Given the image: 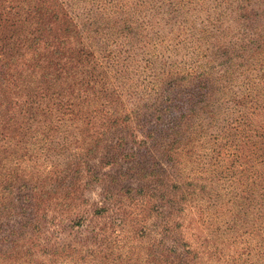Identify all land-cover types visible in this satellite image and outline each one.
Returning a JSON list of instances; mask_svg holds the SVG:
<instances>
[{
    "label": "rangeland",
    "instance_id": "rangeland-1",
    "mask_svg": "<svg viewBox=\"0 0 264 264\" xmlns=\"http://www.w3.org/2000/svg\"><path fill=\"white\" fill-rule=\"evenodd\" d=\"M190 1L179 5L169 0L66 1L72 16L81 20H75L79 26L75 35L80 40L75 49L84 55L69 58L68 74L60 77L54 89L60 96L73 94L78 87L86 90L89 98L83 103L75 100L67 108L89 115L88 127L80 134L74 129L79 121L48 122L37 112L34 120H22L19 132L10 127L1 155L4 195L13 196L11 204L30 205L29 213L45 223L36 241L44 239V229L51 222L60 220L63 225L60 234L49 229L54 231L49 234L50 244L47 248L40 245V256H36L40 261L34 264H227L225 251L217 253L192 209L174 213L169 221L153 210L152 200L139 201L136 194L117 192L109 184L100 187L96 176L108 179L120 168L95 166L113 151L106 136L87 130L89 126L99 128L105 116L121 118L124 128L131 130L136 122L143 127L164 121L165 116L183 115L184 111L174 110L178 101L172 105L168 100L177 90L182 94L194 77L212 83L215 103L212 109L203 108L213 110L210 121L207 111L188 120V130L196 140L189 149L192 159L216 148L213 137L220 130L224 131L218 142L224 144V151L239 154L231 143L235 131L228 128L239 116L253 126L264 123V0ZM70 36L68 32V40ZM78 61L84 68L76 71ZM90 107L97 113H91ZM126 141L121 150L132 147ZM183 166L198 167L187 160L176 167ZM80 180L85 184H79ZM86 209L101 216L99 224L74 227L76 214ZM111 213L119 218L111 220ZM12 214L5 209L1 213ZM67 223L71 228L64 226ZM174 224V236L190 252L183 253L186 247L175 248L180 259L168 261L171 239L162 228Z\"/></svg>",
    "mask_w": 264,
    "mask_h": 264
},
{
    "label": "trees",
    "instance_id": "trees-1",
    "mask_svg": "<svg viewBox=\"0 0 264 264\" xmlns=\"http://www.w3.org/2000/svg\"><path fill=\"white\" fill-rule=\"evenodd\" d=\"M66 1L0 0V168L10 127L19 132L22 120H34L37 112L48 122L50 119L58 123L79 121L78 125L82 127L77 125L74 129L80 134L88 127L89 115H78L77 111L67 108L75 100L83 103L89 98L86 90L78 87L73 94L60 96L58 89H54L60 77L68 74L69 58L73 54L84 55L81 49H75L80 44L75 35L79 27L75 20H81L75 14L72 16ZM173 1L179 5L184 0H169V3ZM68 32H71L69 40ZM77 63L76 71L84 68L83 62ZM79 75L82 77L84 73L81 71ZM89 81H85L86 84ZM211 84L205 78L194 77L182 94L178 90L172 93L173 97L168 101L172 105L176 101L181 103L182 109L177 104L174 110L184 111L183 115L165 116L164 121L143 127L136 122L131 130L124 128L125 122H121V118L111 120L106 116L102 117L104 122L99 128L91 130L92 126H89L87 130L92 133L106 136L108 147L113 151L99 158L95 166L104 164L120 168L116 176L107 179L99 175L96 180L99 179L100 187L109 184L117 192L134 193L139 201L152 200L153 210L167 220L178 211L192 209L198 214L200 224L208 232V239L217 253L225 251L227 264H264V123L253 126L252 121L243 120L242 116L234 119L228 128L235 131L231 143L239 154L224 151V144L218 142L220 132L224 130L213 137L217 144L210 153L196 155L193 159L189 153L196 140L188 130L191 128L188 120L193 114L205 113L204 107L213 108L215 97ZM167 108L163 107L164 110ZM90 110L97 113L91 107ZM172 112L169 111L168 115ZM206 113L210 121L213 110ZM127 139L132 142V147L128 151L121 150L122 142L126 144ZM205 143L201 142V148ZM185 160L196 162L198 167L178 169L176 166L184 164ZM78 183L85 184V181ZM9 198L13 196L4 195V184L0 179V263L34 264L40 261L37 258L40 256L37 250L42 249L40 245L47 248L50 244L49 234L54 231L49 229L52 227L56 230L54 233L60 234L62 222H51L50 228L44 229V239L36 241L35 235L42 233L45 223L29 213L33 209L30 205L24 208L21 201L11 204ZM4 209L13 214L1 215ZM85 211L76 214L73 226L95 228L101 216L97 212ZM111 215V220L119 218L116 214ZM216 221L220 224L216 225ZM64 226L71 228L69 223ZM162 229L171 239V249L168 250L172 255L168 261L180 259L177 257L181 253H176L175 248L186 247L183 253L190 252L181 238L174 236L177 224ZM75 243L82 244L80 241ZM10 253H14L13 256L9 257Z\"/></svg>",
    "mask_w": 264,
    "mask_h": 264
}]
</instances>
